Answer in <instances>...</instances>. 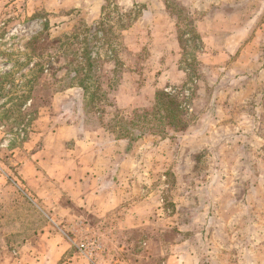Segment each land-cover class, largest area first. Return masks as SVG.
Listing matches in <instances>:
<instances>
[{
  "label": "rangeland",
  "instance_id": "obj_1",
  "mask_svg": "<svg viewBox=\"0 0 264 264\" xmlns=\"http://www.w3.org/2000/svg\"><path fill=\"white\" fill-rule=\"evenodd\" d=\"M100 23L105 113L78 86L57 91L67 69L54 81L48 57L54 38ZM37 34L48 39L42 72L25 54ZM162 90L181 101L186 130L131 144L107 128L116 112L151 110ZM91 171L113 205L103 214L69 198L98 187L83 184ZM35 235L38 263L26 251ZM67 236L68 257L54 259V238ZM74 254L264 264V0H0V264Z\"/></svg>",
  "mask_w": 264,
  "mask_h": 264
},
{
  "label": "trees",
  "instance_id": "obj_2",
  "mask_svg": "<svg viewBox=\"0 0 264 264\" xmlns=\"http://www.w3.org/2000/svg\"><path fill=\"white\" fill-rule=\"evenodd\" d=\"M103 24L94 29L93 26L83 25V34L65 35L54 38V55H48L49 61L54 59V81L58 80L56 73L64 69L66 74L60 82L67 81L66 85H60L58 90L78 86L83 90L84 97L90 102V111H102L105 113L104 105L113 107L109 101L107 91L103 88L102 67H99V58L95 55L94 48L101 38H105ZM48 39L42 38V34L33 36L28 42L27 56H38L40 62L36 65L39 72L44 71V56L47 54L45 44ZM42 43V45H41ZM37 45L39 47H37ZM57 60L65 63L57 68ZM51 63V61L49 62ZM48 63V64H49ZM4 75L3 77H8ZM39 78V75H34ZM11 81H13L11 79ZM3 83V82H2ZM40 86L46 87L47 83L40 81ZM27 90V89H26ZM26 92H31L29 89ZM24 96L26 94L24 93ZM23 96L24 99H26ZM107 128L116 135L117 139H126L133 144L147 134H156L162 137H173V133L182 132L187 129L189 121L181 101L169 91L157 92L155 104L151 110L134 109L129 112H116L114 117L107 123Z\"/></svg>",
  "mask_w": 264,
  "mask_h": 264
},
{
  "label": "crops",
  "instance_id": "obj_3",
  "mask_svg": "<svg viewBox=\"0 0 264 264\" xmlns=\"http://www.w3.org/2000/svg\"><path fill=\"white\" fill-rule=\"evenodd\" d=\"M86 181L83 183L86 186L89 185V182H95L98 187H95V189H90V190H86L85 193L83 194H74V195H70L69 198L71 199V202L73 203V205L75 207H77L78 210H80V212L84 213V212H88V214L93 213V214H103L105 212H107V210H109L110 208H113V205H111L110 203L106 202V193L104 191V189L102 190V181L101 179L103 178L101 175H95L94 172H90L89 174H87L86 177ZM89 180V181H87ZM79 212H75L74 215L71 216H75V217H79L80 215ZM82 216V215H81ZM54 220V219H52ZM54 222L56 223V220H54ZM38 237L39 235H35L32 238H30L28 240V244H30V249H27L26 251L30 252L33 256H34V261L35 263H38L37 261V253H38ZM72 239L70 237L67 236L63 237L61 239V237H57L54 238V259L58 258V260L62 259L64 256L68 257V251L71 247L72 244ZM78 256L77 254L71 255L69 257V259L67 261H65L63 264H77L78 263ZM80 259V258H79ZM82 259V256H81ZM88 260V259H87Z\"/></svg>",
  "mask_w": 264,
  "mask_h": 264
},
{
  "label": "built area",
  "instance_id": "obj_4",
  "mask_svg": "<svg viewBox=\"0 0 264 264\" xmlns=\"http://www.w3.org/2000/svg\"><path fill=\"white\" fill-rule=\"evenodd\" d=\"M91 245V242H82L80 243L78 246H79V249L82 253L86 254V255H90L92 254V251L89 250V247Z\"/></svg>",
  "mask_w": 264,
  "mask_h": 264
}]
</instances>
